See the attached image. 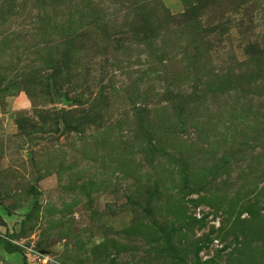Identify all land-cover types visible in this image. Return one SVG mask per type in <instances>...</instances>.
Masks as SVG:
<instances>
[{"label":"rangeland","instance_id":"obj_1","mask_svg":"<svg viewBox=\"0 0 264 264\" xmlns=\"http://www.w3.org/2000/svg\"><path fill=\"white\" fill-rule=\"evenodd\" d=\"M0 264H264V0H0Z\"/></svg>","mask_w":264,"mask_h":264}]
</instances>
